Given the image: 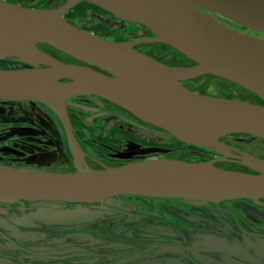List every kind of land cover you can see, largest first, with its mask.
Masks as SVG:
<instances>
[{
    "label": "water",
    "instance_id": "1",
    "mask_svg": "<svg viewBox=\"0 0 264 264\" xmlns=\"http://www.w3.org/2000/svg\"><path fill=\"white\" fill-rule=\"evenodd\" d=\"M80 1L67 0L54 9L19 4L47 12L39 22H34L15 15L10 3L0 0L8 15L25 25L24 29H13L0 22V54L31 65L0 69V99L58 106L75 157L77 142L66 102L95 95L186 144L235 157L253 172L219 167L216 163L221 158L187 161L152 157L89 171L78 164L77 170L69 173L0 163V202L85 205L122 195H139L210 201L217 205L223 200L247 199L264 205V159L221 140L240 133L264 139V40L229 29L211 16L216 13L264 33V0H140L144 8L87 0L154 33L125 42L105 40L65 20L64 14ZM147 42L168 44L194 64L169 65L135 48ZM42 44L82 64L63 62L43 50ZM204 75L228 80L257 95L263 103L207 95L184 85L185 81ZM182 178L202 179L213 185L204 190H171V185Z\"/></svg>",
    "mask_w": 264,
    "mask_h": 264
},
{
    "label": "rangeland",
    "instance_id": "2",
    "mask_svg": "<svg viewBox=\"0 0 264 264\" xmlns=\"http://www.w3.org/2000/svg\"><path fill=\"white\" fill-rule=\"evenodd\" d=\"M16 1L11 0L10 2L17 3ZM27 2L28 5H32V8L53 3L52 0H30ZM64 3L65 0H58V3L53 6L45 7V5L44 7L54 9ZM211 16L229 29L264 40V33L243 27L216 13ZM79 18L85 20L83 30L108 41L125 42L145 34L138 27L118 20L109 12H105L102 8L86 0H81L74 8L70 9L64 19L68 22L74 20L77 22ZM147 48L151 51L150 47ZM169 56H173V54H169ZM182 60L177 58L172 61L180 63L176 66H192L188 61ZM26 67L30 66L24 61L7 56L0 57V69ZM188 85L190 88L198 90L197 92H204L207 95L222 94L227 98L240 97L248 101L252 100L249 94L240 87L232 86L224 80L213 77L198 78L190 81ZM0 105L2 111L9 107L6 102H0ZM38 107L39 109L33 110L32 107L26 105L25 110L28 111L26 115L40 118L41 115L47 113L49 118L64 124L58 113V106L54 108L40 105ZM107 110L109 115L103 114L106 117L103 119L93 117L94 114L90 112H83L84 114L81 112L82 116L73 113L79 120L84 121L85 125L90 126V131L84 134L88 147L87 152L100 157L107 167H119L141 161L147 156L175 157L196 161L216 155L210 148L186 144L172 136L165 138L158 133H147L146 137L151 138L149 143H147L148 141L146 143L153 145V148H150L145 155H135L138 150L133 146V142H138L144 147L142 144L145 141L144 135L141 134V131L135 132L129 124L121 119V117L127 116L123 111L113 109L111 106H108ZM112 113L117 117L111 116ZM13 119L15 118L4 117L0 114V137L6 130V124L3 122L9 120L10 125H13ZM102 121L103 124H101ZM93 122L94 124H92ZM228 139L251 153L264 156V141L261 138L242 134V136ZM78 151L82 157V169L86 171L105 169L87 165L84 162V151L79 145ZM6 162L14 167L43 169L38 167L36 161L32 159H21V157L15 156L6 148H2V143H0V163ZM111 201L113 202L95 203L93 206L70 204L62 207L57 203L41 201L10 206L7 210L4 206H0L5 209L0 214L6 216L25 214L24 221H26L24 228L21 225L22 220L16 222L10 220L11 226L0 224V241L3 239L1 242L3 247L0 246V264H150L152 262L150 259L153 256L169 258H156L160 261L159 264L164 261L174 264L177 262L180 264H264L263 244L241 233L230 218L222 216L223 220L222 222L219 220L221 223L218 226L208 227L213 230L211 233L214 234L211 236L208 231L203 229L205 222H201L199 212L205 210L213 213L215 206L211 203L131 196L113 197ZM243 204L242 207L247 212L249 224L263 223L261 230H264V221L260 222L262 217L257 216L256 213L259 212L258 208L251 203ZM104 208L117 210L118 213L112 211L107 213ZM47 210L59 213H54L56 216H52L51 221L48 220V217L45 218L39 214L48 212ZM123 213H136L144 218L140 223L125 225H108L99 222ZM211 215L216 218L214 213ZM47 220L51 223H48ZM71 222L75 226L66 229V227H70ZM17 227L22 230L19 231ZM219 232H227V236L233 237L234 242ZM179 245L186 247L188 251L186 250L185 253L180 251ZM146 253L155 255L142 258L141 256ZM2 257L6 258L2 259Z\"/></svg>",
    "mask_w": 264,
    "mask_h": 264
},
{
    "label": "flooded vegetation",
    "instance_id": "3",
    "mask_svg": "<svg viewBox=\"0 0 264 264\" xmlns=\"http://www.w3.org/2000/svg\"><path fill=\"white\" fill-rule=\"evenodd\" d=\"M3 1L8 3L11 0H3ZM27 1H30V0H17L16 2L20 5L31 7L32 5H28ZM52 1H53V3L50 5H46V4H45L46 6L45 5H39L40 7L36 6V8L46 9L45 7L53 6V5L58 3V0H52ZM66 1L67 0H65V2ZM62 5L63 4H61L59 6H62ZM102 9L105 12H109L104 8H102ZM68 12L69 11H67L64 14V18H65V16H67ZM109 13L112 14L111 12H109ZM112 15L114 17H116L114 14H112ZM116 18L118 20H122L118 17H116ZM122 21H125V20H122ZM69 22L72 23L73 25L77 26L78 28L82 29V27L85 23V20L82 18H79L77 22H76V20H74L73 22H71V21H69ZM125 22L130 24V25H134V26L138 27L139 30H141L142 32L145 33L140 37H137L134 39L133 38L128 39L126 41H131V40H135V39L142 38V37L154 36V33L151 32L146 26L140 25V24L135 23V22H129V21H125ZM151 43L150 42L139 43L136 45L135 48L138 49L139 51L149 55V50H147L148 49L147 47H150L149 44H151ZM153 43H156V42H153ZM40 47L43 50L47 51L48 53L52 54L53 56H55L56 58H58L59 60H61L63 62L82 64V62L76 60L75 58H73V57H71V56H69V55L49 46V45L42 44V46H40ZM189 63H191L192 65L194 64L192 62H189ZM28 65L31 66L30 64H28ZM0 102H6L7 104H9L8 105L9 107L6 110H4V111L0 110V114H2V116H4V117L6 116L8 118H15V119H13L14 121L12 122L13 125H10L9 120L7 122H6V120L3 122L6 124V130H5L4 134L1 135L2 137H0V143H2V148H6L7 151L12 152L17 157H21V159H28V160L32 159V160L36 161V163L38 164V167L43 168V169H35V170L69 173V172L76 171L78 164L82 167V162H81L82 157L80 155V152L77 150V156L75 157L73 155L71 148H70L69 136H68L67 130L65 128V125L62 122H58V121L53 120L52 118H49L50 116L47 113H46V115H41L40 118H38V117L36 118L34 116H27L26 115V112H28L25 110L26 105H29L34 110L35 108L39 109L38 106H40V105L44 107L45 104L38 102V101H32V100L11 101V100L0 99ZM108 106H111L113 109H116L118 111H123V113H125L127 116L121 117V119H123L127 124H129L131 126V128L135 130V132L141 131V134L144 135L145 141H144V143H142L144 147H142V145H140V143H138V142H133V146H135L138 150V153H136L135 155H141V156L145 155L148 153V150L150 148H153V145H147V143H149V140L151 138L148 136L146 137L147 133H158V134H161L162 136H164L165 138H170V136H171L169 133H167L163 129L156 127L150 123H146V122L140 120L139 118H137L135 115H133L129 111L125 110L124 108L119 107V106L115 105L114 103L109 102V101H107V100H105L99 96L84 95V96H79V97H74V98L68 99L66 102V107H67L68 114H69V117H70V120L72 123L74 136H75V139L77 142V149H78V145H79L80 148L84 151V155H85L84 162L91 167L107 168V164L104 163V161H102V159L100 157L91 155L90 153L87 152L88 147L86 146V137L84 134L87 131H90V126L85 125V122L79 120V118H77L75 116V114L78 115L81 112L82 113L83 112H90V113L94 114L93 117H98V118L103 119V118H106V117H104L105 115H103V114L109 115V111L107 110ZM18 110H20V111H18ZM22 111H24V112L22 113ZM73 113H75V114L73 115ZM28 115H29V113H28ZM81 116H79V117H81ZM111 116L117 117L113 113L111 114ZM118 117H120V116L118 115ZM16 118H17V120H16ZM18 118H20V119H18ZM94 122L92 124H94ZM103 123L104 122L102 121L101 124H103ZM239 136H242V135L239 134V135L225 136V137H222L221 140L224 141L229 146L235 147L242 152H246V153H249L255 157L264 159V156H262L260 154L251 153L250 151L242 148L239 144L233 143L228 139V138L239 137ZM246 136H248V135H246ZM253 137H256V136H253ZM257 138L259 139V137H257ZM261 140L264 141V139H262V138H261ZM18 146H20V147H18ZM212 150L215 152V154H216L215 156L210 157V158L205 159V160H196V161H206V160H214V159H220L221 158L223 160H220L216 163V165H218L219 167L231 169V170L244 171V172H253L251 169H249L248 167H246L242 163H240L239 159L232 157V156H223V155L217 154L214 149H212ZM230 153L238 154V152H236V151H231ZM5 155H6V153H5ZM152 157H154V156H147V157H145V159L152 158ZM170 158H175V157H170ZM2 164L12 166V165L8 164L7 162L2 163ZM30 169H32V168H30ZM122 196L149 197L152 199H154V198L155 199H175V200L188 201V200H185L182 198H171V197H154V196H139V195H122ZM117 197H119V196H117ZM35 202H41V201H35ZM42 202L57 203L58 205L60 204L63 206L73 204V203H65L64 204L62 202H57V201H42ZM112 202L113 201H111L109 199L107 201L98 202V203H112ZM199 202L211 203L212 205L215 206L213 213L215 214L216 218H213V215H211L213 213L211 211L203 210V211L199 212L201 214V217H200L202 220L201 222H205L203 229H205V231H208L210 233L209 234L210 236L213 235L214 233H211L213 230L208 229V227L212 228L214 226H218V224L221 223L223 220L221 217L226 216V217L230 218L231 220H233V222L235 223L237 228L241 231V233L248 235L249 237H251L254 240H257L258 243L263 244V246H264V230H261L263 223H250L249 224V222L247 220V218H248L247 212L242 207V206H244L243 203L254 204L258 208L257 210L259 211V212H256L257 216L262 217V219L260 220V222H261V221H264V205L258 204L256 202H253V201L247 200V199L223 200V201H220L218 205L215 204L214 202H210V201H199ZM262 202H264V199H262ZM24 203L29 204V203H34V202L21 201V202H17L14 204H6L3 202H0V206H4L7 210V208H10V206H14V205H18V204L20 205V204H24ZM85 205L93 206V204H85ZM4 210L5 209H2V207H0V213H2V211H4ZM104 211H107V213L111 212V211L118 213L117 210H114L111 208L110 209L104 208ZM260 214H262V215H260ZM15 217L17 218L18 216L15 215ZM186 217H188V216L186 215ZM143 218H144L143 216H140L136 213H132V214H124L123 213L120 215L118 214V216L110 217L109 219H103L99 222H101L102 224H108V225H110V224L125 225V224H131V223H133V224L140 223V222H142ZM117 219H123V220L117 221ZM6 221L8 222V220L0 214V222L4 224V222H6ZM24 222H25V225H23L24 223H21V225H23V228L26 227V221H24ZM36 225H40V224L37 223ZM73 226H75V224L73 222H71L70 227H66V229H70ZM84 226L86 227L87 225H84ZM84 226H82V227H84ZM17 229L19 231L22 230L18 227H17ZM219 233H222V232H219ZM222 234L225 235L226 238L232 239L231 241L234 242L233 241L234 238L227 236L228 235L227 232H225V233L223 232ZM2 240L0 241L1 247H3V245H1ZM232 245H234V244H232ZM178 248L180 251H183L184 253L186 252V250L188 251V249H186V247H183L180 245L178 246ZM152 255H155V254L154 253H146V254H143L141 257L145 258V257L152 256ZM7 256L9 257V255H7ZM4 258H6V257H2V259H4ZM156 258H165L166 259L167 257L153 256L150 259V261H152L150 264H159L160 261H158V259H156ZM167 259H169V258H167ZM162 264H174V263L164 261ZM175 264H180V263L177 262Z\"/></svg>",
    "mask_w": 264,
    "mask_h": 264
},
{
    "label": "bare ground",
    "instance_id": "4",
    "mask_svg": "<svg viewBox=\"0 0 264 264\" xmlns=\"http://www.w3.org/2000/svg\"><path fill=\"white\" fill-rule=\"evenodd\" d=\"M108 1L123 4V5L130 6V7H137V8H144L145 6L140 0H108ZM9 3H10L9 8L12 11V13H14L15 15H19V16H25L34 22H39L41 18L47 13V12L38 11L36 9H28V8L21 7L19 6L18 3H15V2L14 3L9 2ZM148 8L150 10H153L151 7H148ZM0 22L4 23L5 25L13 29H24L25 28V25L21 21L11 18L1 6H0ZM0 57H5V56L1 54ZM212 185L213 184L211 182L202 180V179L182 178L171 185V190H174V191H185V190H191V189L204 190V189L211 187Z\"/></svg>",
    "mask_w": 264,
    "mask_h": 264
},
{
    "label": "trees",
    "instance_id": "5",
    "mask_svg": "<svg viewBox=\"0 0 264 264\" xmlns=\"http://www.w3.org/2000/svg\"><path fill=\"white\" fill-rule=\"evenodd\" d=\"M150 45V49H151V51H149V55H151V56H153V57H155V58H157L158 60H160V61H162V62H165V63H167V64H169V65H180V63H178V62H176L175 63V61H172V60H177V58H179L181 61H183L182 59H184V60H186V61H188V62H192L190 59H188L185 55H183L182 53H180L178 50H176V49H174L173 47H171L170 45H168V44H164V43H151V44H149ZM40 46H42V45H40ZM153 46V47H152ZM165 52H168V53H165ZM165 54H167V55H165ZM169 54H173V56H169ZM170 57V58H169ZM170 59H172V60H170ZM193 63V62H192ZM207 77H213V78H217V79H220V80H224L225 82H227L228 84H230V85H232V86H238V85H236V84H234V83H232V82H230V81H228V80H225V79H222V78H220V77H216V76H214V75H204V76H201V77H198L199 79L200 78H207ZM198 78H196V79H198ZM196 79H193V80H188V81H185L184 82V85H186L188 88H190L189 87V83H190V81H194V80H196ZM238 87H240V86H238ZM243 91H245L247 94H249V96H250V99H252L251 101H255V102H259V103H263L258 97H257V95H255V94H253V93H251L250 91H248V90H246V89H244V88H242V87H240ZM190 89H192V90H195V91H198V90H196V89H194V88H190ZM200 93H204V92H200ZM205 94V93H204ZM218 96H221V97H226V96H223L222 94H220V95H218ZM228 98H230V97H228ZM232 98V97H231ZM234 98V97H233ZM239 99H242V98H240V97H238ZM242 100H246L245 98H243ZM244 135V134H246V135H250V134H248V133H240V135ZM235 135H239V134H235Z\"/></svg>",
    "mask_w": 264,
    "mask_h": 264
},
{
    "label": "crops",
    "instance_id": "6",
    "mask_svg": "<svg viewBox=\"0 0 264 264\" xmlns=\"http://www.w3.org/2000/svg\"><path fill=\"white\" fill-rule=\"evenodd\" d=\"M61 206H63V205H61ZM48 211V210H47ZM4 212V211H3ZM24 213V212H23ZM54 213L55 214H58L59 212L58 211H48V212H45V213H39L42 217L44 216L45 218H49L48 220H51L52 221V216L54 217V216H56V215H54ZM2 216H4L7 220H8V222L6 221V222H4V224L3 223H1L0 222V224L1 225H3V226H11L12 224H11V221H17V220H22L21 221V223H24L23 225H25V222H24V216H25V214L24 215H22V216H18L17 218L15 217V215H10V216H6V215H4V214H1ZM21 217V218H20ZM11 220V221H10ZM47 220V222L48 223H51V221H48ZM40 221L42 222V219H40Z\"/></svg>",
    "mask_w": 264,
    "mask_h": 264
}]
</instances>
